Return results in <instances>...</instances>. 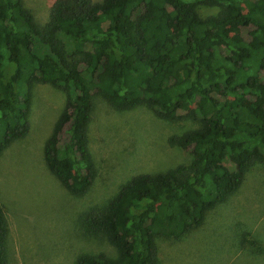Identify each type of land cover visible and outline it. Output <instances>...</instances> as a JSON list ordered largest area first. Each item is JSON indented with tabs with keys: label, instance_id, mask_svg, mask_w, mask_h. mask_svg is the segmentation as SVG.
<instances>
[{
	"label": "trees",
	"instance_id": "trees-1",
	"mask_svg": "<svg viewBox=\"0 0 264 264\" xmlns=\"http://www.w3.org/2000/svg\"><path fill=\"white\" fill-rule=\"evenodd\" d=\"M199 7L217 11L201 17ZM38 84L65 97L42 157L73 197L96 177L94 98L194 126L167 139L188 163L134 175L79 217L115 257L81 254L74 264H157L155 238L186 236L264 166V0H54L42 25L22 0H0V155L27 134ZM7 234L0 208V264Z\"/></svg>",
	"mask_w": 264,
	"mask_h": 264
},
{
	"label": "rangeland",
	"instance_id": "rangeland-1",
	"mask_svg": "<svg viewBox=\"0 0 264 264\" xmlns=\"http://www.w3.org/2000/svg\"><path fill=\"white\" fill-rule=\"evenodd\" d=\"M53 1L22 0L38 25L47 21ZM216 11L198 8L201 17ZM64 101L60 90L35 85L28 132L0 155L7 264H74L81 254L98 253L114 258V249L103 237L83 234L78 224L81 214L100 208L134 175L164 172L190 160L187 152L169 146L167 139L193 125L161 120L144 107L115 111L96 97L87 127L96 177L85 195L73 197L48 172L42 157ZM154 242L157 264H264V166L252 167L237 191L186 236Z\"/></svg>",
	"mask_w": 264,
	"mask_h": 264
}]
</instances>
